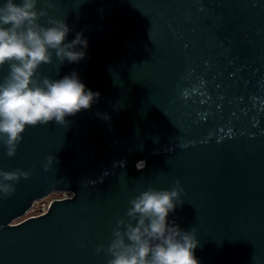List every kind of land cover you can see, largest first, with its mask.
<instances>
[{
	"label": "water",
	"instance_id": "obj_1",
	"mask_svg": "<svg viewBox=\"0 0 264 264\" xmlns=\"http://www.w3.org/2000/svg\"><path fill=\"white\" fill-rule=\"evenodd\" d=\"M37 8L48 12L43 25L67 22L66 42L78 32L88 41L83 60L54 57L37 76L75 72L100 96L66 125L28 126L12 158L0 144V170L31 174L10 197L0 194V264H107L96 248L128 219L130 199L177 179L184 203L168 221L195 230L199 264H264V0H39ZM7 73L5 65L0 78ZM63 190L74 195L15 221Z\"/></svg>",
	"mask_w": 264,
	"mask_h": 264
},
{
	"label": "clouds",
	"instance_id": "obj_2",
	"mask_svg": "<svg viewBox=\"0 0 264 264\" xmlns=\"http://www.w3.org/2000/svg\"><path fill=\"white\" fill-rule=\"evenodd\" d=\"M38 3L39 0L0 3V70L8 66L7 75L0 78V144L6 147L9 158L16 155L28 126L51 121L66 125V117L89 109L100 96L87 89L75 72L58 80L37 76L40 66L52 64L54 57L60 63L83 60L88 47L83 32L66 42L72 29L64 19L49 17L47 25L41 24L39 21L48 12L38 10ZM55 159L47 157L45 171ZM145 166L143 160L136 164L137 170ZM30 175L22 169L0 170V194L10 197L15 183ZM184 192L177 179L170 190L149 187L130 199L125 213L128 219L116 220L109 245L106 249L98 245L97 253L106 252L110 257L107 264H199L195 230L184 231L168 221L169 213L183 205Z\"/></svg>",
	"mask_w": 264,
	"mask_h": 264
},
{
	"label": "rangeland",
	"instance_id": "obj_3",
	"mask_svg": "<svg viewBox=\"0 0 264 264\" xmlns=\"http://www.w3.org/2000/svg\"><path fill=\"white\" fill-rule=\"evenodd\" d=\"M63 193L60 192H53L52 194L39 199L35 201L34 205L30 207V210L27 212V214L19 219H16V222H20L22 220H25L27 217L36 216L42 214L44 211H47L49 208L50 203L61 196H63Z\"/></svg>",
	"mask_w": 264,
	"mask_h": 264
},
{
	"label": "built area",
	"instance_id": "obj_4",
	"mask_svg": "<svg viewBox=\"0 0 264 264\" xmlns=\"http://www.w3.org/2000/svg\"><path fill=\"white\" fill-rule=\"evenodd\" d=\"M57 192H60V191H57ZM60 193H63L64 195L59 197V198H57V199L68 198V197H72L74 195V193L72 191H69V190H63ZM44 212H46V211H44Z\"/></svg>",
	"mask_w": 264,
	"mask_h": 264
}]
</instances>
